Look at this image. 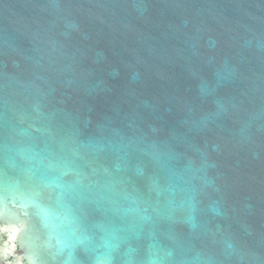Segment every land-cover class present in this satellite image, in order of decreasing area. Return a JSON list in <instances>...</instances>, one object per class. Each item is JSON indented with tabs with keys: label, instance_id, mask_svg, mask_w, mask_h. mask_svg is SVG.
Masks as SVG:
<instances>
[{
	"label": "water",
	"instance_id": "water-1",
	"mask_svg": "<svg viewBox=\"0 0 264 264\" xmlns=\"http://www.w3.org/2000/svg\"><path fill=\"white\" fill-rule=\"evenodd\" d=\"M0 224L26 264H264V0H0Z\"/></svg>",
	"mask_w": 264,
	"mask_h": 264
},
{
	"label": "flooded vegetation",
	"instance_id": "flooded-vegetation-1",
	"mask_svg": "<svg viewBox=\"0 0 264 264\" xmlns=\"http://www.w3.org/2000/svg\"><path fill=\"white\" fill-rule=\"evenodd\" d=\"M21 246L13 239L12 231L0 224V264H26Z\"/></svg>",
	"mask_w": 264,
	"mask_h": 264
}]
</instances>
